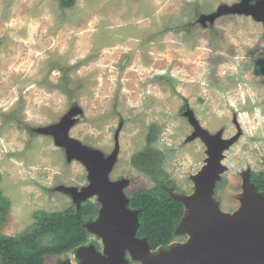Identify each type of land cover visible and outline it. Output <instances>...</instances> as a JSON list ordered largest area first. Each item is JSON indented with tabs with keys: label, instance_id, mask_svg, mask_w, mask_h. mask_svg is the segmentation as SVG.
I'll use <instances>...</instances> for the list:
<instances>
[{
	"label": "rangeland",
	"instance_id": "rangeland-1",
	"mask_svg": "<svg viewBox=\"0 0 264 264\" xmlns=\"http://www.w3.org/2000/svg\"><path fill=\"white\" fill-rule=\"evenodd\" d=\"M239 2L76 0L64 9L59 0H0V188L11 201L2 232L15 236L35 212L76 204L61 188L88 186L87 167L39 131L74 110L71 138L105 157L118 144L110 179L129 180L126 195L155 185L131 163L153 125L163 168L185 194L209 157L205 142L192 138L187 110L212 135L240 134L223 152L226 183L217 192L221 209L236 211L243 173L264 171V77L254 74L264 22L209 17ZM69 261L77 264L72 252L46 258Z\"/></svg>",
	"mask_w": 264,
	"mask_h": 264
},
{
	"label": "water",
	"instance_id": "water-1",
	"mask_svg": "<svg viewBox=\"0 0 264 264\" xmlns=\"http://www.w3.org/2000/svg\"><path fill=\"white\" fill-rule=\"evenodd\" d=\"M251 15L264 22V0H241L232 6H222L209 20L223 14ZM69 114L58 124L39 131L52 135L57 146L65 148L69 160L81 161L89 171V184L78 188H61L69 192L77 205L93 197L100 203L98 216L86 224L89 233L100 237L104 250L95 245L81 246L76 252L80 264H264V193L251 181L250 171L243 173L242 193L236 199L239 208L224 212L214 198L216 184L221 181L226 167L222 165L223 152L233 145L239 135L222 139V134H210L203 129L194 113H185L195 128L192 138H200L208 147L207 164L193 177L194 192L183 194L166 188L171 198L184 206V215L175 234L187 236L184 243L171 244L152 250L146 238L137 237L140 226L139 211L129 208L125 189L129 180L110 179L117 161L118 144L114 153L105 157L100 151L83 145L70 137L75 123ZM128 255V257H127Z\"/></svg>",
	"mask_w": 264,
	"mask_h": 264
},
{
	"label": "trees",
	"instance_id": "trees-1",
	"mask_svg": "<svg viewBox=\"0 0 264 264\" xmlns=\"http://www.w3.org/2000/svg\"><path fill=\"white\" fill-rule=\"evenodd\" d=\"M256 1L252 0V3ZM59 2L62 8L69 9L75 5L76 0ZM254 74L264 77V58L257 61ZM158 131V126L153 125L146 147L131 159L132 165L151 177L155 185L150 189H135L127 194L129 208L139 211L137 237L146 238L153 251L159 247L167 249L179 237L175 231L185 211L183 204L173 200L166 191V188H173L180 192V188L163 168L164 153L153 146L157 141ZM250 173L251 181L264 193V171ZM225 183L222 176L221 181L216 184V200H219L218 190ZM10 209L11 201L0 188V264H47L48 256H66L90 242L86 224L97 218L100 203L97 200H87L79 208L74 204L62 211L35 212L34 223L15 236L2 232L8 222Z\"/></svg>",
	"mask_w": 264,
	"mask_h": 264
},
{
	"label": "flooded vegetation",
	"instance_id": "flooded-vegetation-1",
	"mask_svg": "<svg viewBox=\"0 0 264 264\" xmlns=\"http://www.w3.org/2000/svg\"><path fill=\"white\" fill-rule=\"evenodd\" d=\"M251 172V171H250ZM260 192V191H259ZM263 193V192H262ZM91 237H93L94 239H91ZM184 238H186V236H183ZM89 240H90V242L89 243H87V244H85V245H82V246H89V245H91V244H93V245H95V247H96V249L98 250V251H100V252H103V250H104V247H103V242H102V239L100 238V237H97V236H94V234H91L90 233V236H89ZM101 241V243H99ZM95 243V244H94ZM173 243V242H172ZM97 245V246H96ZM81 247V246H80ZM79 249V248H78ZM77 249V250H78ZM77 250H76V252H77ZM76 252L75 253H73L74 254V256H75V261H76V263L77 264H80V261L79 260H77V257H76ZM127 257H128V255H127ZM62 264V263H61ZM66 264H72L71 263V261H69L68 263H66ZM129 264H141V262H139V261H131V260H129Z\"/></svg>",
	"mask_w": 264,
	"mask_h": 264
},
{
	"label": "clouds",
	"instance_id": "clouds-1",
	"mask_svg": "<svg viewBox=\"0 0 264 264\" xmlns=\"http://www.w3.org/2000/svg\"><path fill=\"white\" fill-rule=\"evenodd\" d=\"M241 1V0H240Z\"/></svg>",
	"mask_w": 264,
	"mask_h": 264
}]
</instances>
